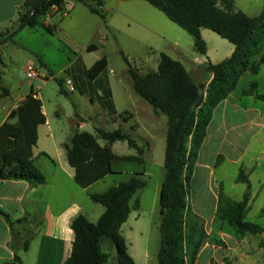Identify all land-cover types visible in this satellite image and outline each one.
<instances>
[{"label":"trees","instance_id":"1","mask_svg":"<svg viewBox=\"0 0 264 264\" xmlns=\"http://www.w3.org/2000/svg\"><path fill=\"white\" fill-rule=\"evenodd\" d=\"M66 1L25 0L18 10L15 27L0 42L12 38L24 26H43L54 32L57 23L45 20L59 11ZM78 1L104 17L103 12L91 6L88 0ZM147 1L184 28L192 36L198 52L205 53L207 48L201 27L215 31L234 45L233 51L221 60L202 62L203 68L211 73L206 85L195 82L180 60L163 51L159 52L156 69L140 73L128 67L135 91L151 104L154 111L166 116L165 174L158 196L160 243L157 264H195L206 242L225 245V241L206 230L204 217L191 206L192 171L215 105L237 86L245 71L257 73L264 63V1L261 11L254 15L237 8L233 0ZM53 4L57 5L54 11L50 8ZM105 65L106 58L100 57L88 67V72L92 75ZM241 92L251 93L264 102V92L257 90L256 80L248 87H242ZM35 94L30 88L0 124V178L24 179L31 184L45 181V174L35 165L32 152L37 141V127L46 119L41 99ZM105 94L109 97L110 89ZM109 99L106 103L113 112L115 109ZM123 113H120L122 117L128 119ZM99 138L104 142L100 143ZM115 140H126L139 153L114 152L111 144ZM63 147L68 163L74 168V180L82 187L111 172L114 158L144 159L141 155L143 145L120 126L114 129L96 126L93 132L76 128L69 140L63 142ZM140 174L141 171H136L102 191L89 193L90 198L101 203L104 209L95 221L83 213L72 219L70 225L74 237L63 264H106L109 259L112 264H136L128 252L121 224L131 208H138L140 204L137 191L146 184ZM237 180L246 182L242 197L231 198L219 186L213 221L218 222L220 229L224 224L231 226L236 238L245 233H261L264 226L245 218L250 182L242 168H239ZM260 214L264 215V207ZM213 262L211 258L210 264Z\"/></svg>","mask_w":264,"mask_h":264},{"label":"crops","instance_id":"2","mask_svg":"<svg viewBox=\"0 0 264 264\" xmlns=\"http://www.w3.org/2000/svg\"><path fill=\"white\" fill-rule=\"evenodd\" d=\"M24 1L0 0V41L9 35L15 27L18 10ZM146 1L112 0L111 10L110 12L107 11L104 17L98 12L91 10L82 1L67 0L65 2L64 5H68V11L65 13L69 17L67 21H65L66 18H63L60 24H57L56 29L59 32L65 33L66 28L72 26L73 30L74 28L78 29L79 34L83 37V42L80 45L81 49L78 52L73 49V52L76 53H74V58L69 67H72L74 89L77 87L84 92L92 102L96 98H99L106 106V99L110 98L109 100L116 108L115 82L117 80L105 71L106 66L109 64V56L105 50L107 43L112 41L113 44H118L124 51H130L131 54H129L131 56L140 55L142 52L161 49L159 47L162 46L159 45L163 41L155 44L157 40H153L147 34V32H152L154 34L160 33L161 39L170 43L172 48L177 52L184 49V46L179 42L178 36H173V32L170 31L171 29L175 31L172 25L164 19L161 13L148 5ZM233 1L237 8H240L249 15H254L261 11L264 0ZM88 2L91 6L98 8L95 1L88 0ZM102 2V8L106 9L104 7L105 0ZM122 15L128 20L140 24L145 31L142 34L138 33L137 36L134 33H130L129 38H125L122 29V18H124ZM47 19L45 21L49 22ZM51 23L56 22L51 21ZM210 30L207 27L200 28V33L206 41L207 48L205 53L197 52L202 54L206 58L205 60L217 62L228 56L233 51L234 45L231 42L225 43ZM176 35H179L178 32ZM208 39L213 42V45L209 46ZM95 40L96 42H94ZM2 42H0V45ZM88 45H90L89 48L87 47ZM1 53L0 46V56ZM100 57L106 58L105 67L90 75L88 67ZM195 57L201 63V57L198 55ZM263 65L264 63L260 65L257 73H252L248 70L244 72H250L253 74V77L246 84L240 85L238 82L237 86L228 96L221 99L215 105L211 119L207 124L206 134L199 148L192 171L190 189L195 181L194 178H197L196 182L201 191L203 188H212L213 214L219 186L231 198L240 199L242 197L246 188V182L237 180L239 168L243 169L250 182L249 205L250 201L261 190L264 191V168L263 170H258V167H255L257 164L255 158H257L258 150L260 152L264 148V102L256 99L251 93L243 94L241 92L242 87H248L252 80H256L257 86L259 85V80L255 75L260 73ZM185 68L197 83L206 85L211 78V73L205 71L203 67L200 69L197 65H191L190 67L185 66ZM81 74L84 76H81ZM239 85L240 87H238ZM108 89H110L109 97L105 94ZM2 95L3 93H0V111L4 112L0 114V124L7 118L10 109L15 107L26 94L18 97L6 107L2 104L6 100ZM35 95L40 98L37 90ZM42 111L46 119L37 127V141L32 148L33 158L36 156L37 150L38 153L40 151L48 153L46 148L39 150L38 143L42 133L52 135L55 130L43 103ZM110 115L114 116V114ZM151 115L157 116L154 119L156 121L153 123L158 126L157 120L162 115L156 111H153ZM83 119L84 117H81L75 121L77 128L93 132L96 126L91 121L87 122ZM135 122L137 125L140 124L138 121ZM163 125L164 121L160 119L159 127L153 128L150 132L157 131L158 128L162 129ZM99 141L100 143L104 142L100 138ZM113 144L114 142L111 144V147H113ZM59 153L60 159H57L56 162L54 161L57 167H50V170L48 168L46 171L45 168L38 167L45 174L44 182L31 184L24 179L0 178V264H63L69 255L74 237L70 223L78 213H83L88 217V210L84 208L82 202L79 200L78 195L81 194V191L77 187H72L71 189L65 188V191L61 193L60 185H62V182L64 183V180H68L69 182H72V179L74 180V168L67 161L65 149V157L62 156L61 151ZM223 162H227L234 167H224L222 165ZM47 171H49L48 174H46ZM255 171H257V174L255 175L256 183L254 184L252 176ZM108 174L86 187H81L82 191L88 196L90 192L102 191L103 189L92 190L90 187L100 182V180H104ZM226 182H229L228 187H226ZM200 193L198 191L196 199L194 197L192 199L190 196V203L192 208L205 219V214L203 213L205 209H200L199 205L206 202V196L203 198ZM103 209L98 212L97 218ZM224 234L225 232H222L221 236H224ZM262 246L264 244L259 245V247ZM205 247L218 248L221 246L206 242L198 255L202 253ZM235 247L238 248L236 244ZM29 251L32 252L31 256L29 255ZM239 252L240 257H245L248 254L247 251L244 252L241 249H239ZM212 255L207 256V264H210L211 258L214 259ZM224 257L226 255L222 256V259Z\"/></svg>","mask_w":264,"mask_h":264},{"label":"rangeland","instance_id":"3","mask_svg":"<svg viewBox=\"0 0 264 264\" xmlns=\"http://www.w3.org/2000/svg\"><path fill=\"white\" fill-rule=\"evenodd\" d=\"M93 1H95L98 9L103 12L104 15L107 14V11L110 12L112 0H105L104 7L106 9L102 8L103 2H97V0ZM146 3L161 13L164 19L172 25L175 31L173 29L170 31L173 32V36H178L179 42L184 46V49L177 52L172 48L170 43L161 39L160 33L154 34L152 32H147V34L152 37L153 40H157L155 44H159V41H163L159 45L162 46L159 47L161 49L145 53L142 52L140 55L131 56L130 51H124L118 44H113L112 41L107 43L105 45V50L109 56V64L106 66L105 71L108 75L114 76L117 80L115 82L117 103L113 112L107 108V105L105 106L102 103L101 99L96 98L92 102L90 98L77 87H75L73 91H70L66 86V77H70L72 80L74 79L72 67H69L74 58V53H76L73 52V49L78 52L83 42V37L79 34L78 29L74 28L73 30L72 26H68L65 33L59 32L58 29L51 33L43 26H24L20 28L12 38L3 41L0 45L2 50L0 56V93H3L2 97L6 98L5 103H2L6 107L18 97L26 94L31 88V82L33 84V89L37 90L50 118L51 124L55 127L52 135L42 133L38 143L39 150L46 148L48 153L46 154L42 151L38 153L37 150L36 156L34 157L35 165L45 168V171L48 168L50 170V167H57L54 163L57 159H60L59 151H61L62 156L65 157L63 142L69 140L70 135L77 128L75 121L79 120L81 117H84L83 120L87 122L91 121L95 126H100L105 129H114L120 126L123 130L135 137L139 144L143 145L144 148L141 152V155L144 157L143 161L128 160L121 157L114 158L111 162L112 171L109 172L104 180H100V182L91 186L90 189L104 190L108 186L128 178L130 174L141 171L140 175L146 179V184L137 191L140 204L138 208H131L127 219L121 224V232L126 239L128 252L133 257L136 264H157V250L160 243V233L157 226L159 221L158 196L159 188L165 174L163 157L166 116L164 113L160 112L162 115L160 117L162 118H158V126L153 123L156 121H154V119L157 118L156 115H151L154 111L153 107L145 98L135 91L128 67H132L140 73L150 69H156L159 52L163 50V52L171 57L180 60L186 67L197 65V67L202 69V62L206 58L197 52L192 36L184 28L169 19L160 9L150 2L146 1ZM67 11L68 5H64L59 11L48 17L47 20L49 22L55 21L57 24H60L63 18H66L65 21H67L69 17L65 13ZM122 17H124L122 18V29L125 38H129L128 36L130 33H134L137 36L138 33L142 34L143 31H145L140 24L128 20L123 15ZM210 31L215 33V35L225 43H230L228 39L220 36L215 31ZM177 32L179 35H176ZM208 41L209 46L213 45L210 39H208ZM94 42H96V40ZM98 45H100V43H98ZM196 55L201 57V63L197 61ZM27 63L39 64L43 68V72L46 76H39L32 81H28L24 71V67ZM81 76L84 75L81 74ZM255 76L259 80L257 90L259 92H264V65L260 73ZM251 77H253V74L250 72L242 74L239 84L248 83ZM240 85L238 87H240ZM123 111V114H126L128 119H124L122 114H120ZM3 112L0 111V114ZM110 114H114V116ZM149 115L152 121L149 119ZM160 119L164 121L162 129L158 128L157 131L150 132L153 128L159 127ZM135 121L140 122V124L137 125ZM112 149L120 154L139 153L136 148L129 146L126 140H115ZM255 159L257 162L255 167H258V170H263L264 148H262L260 152L258 150L257 158ZM222 165L224 167H234L227 162H223ZM48 172L49 171H47L46 174H48ZM256 174L257 171H255L252 176L254 184L256 183ZM194 179L195 181L190 189V196L192 199L193 197L196 199L198 197V191L201 192L200 195L203 196V198L206 196V202L199 205L200 209H205L203 213L205 214L206 230L219 236H221L222 232H225L224 236L221 237L226 243V246L220 245L221 247L218 248L205 247L202 253L198 255L195 264H207L208 257L211 254H213L212 257L214 258L212 264H264V246L259 247V245L264 244V231L257 234L245 233L243 235H238L236 238V235L232 232L231 226L228 224H224L225 226L220 229L218 222L213 221L212 188H203L201 191L196 182L197 178ZM71 181L72 182L64 180V183L62 182V185H60L61 193L65 191V188L71 189L72 187H77V189L81 191V194L78 195L79 200L82 202L84 208L88 210V218L95 220L97 214H99L98 212L104 208L103 205L93 201L85 194V192L82 191V186L77 184L75 180L72 179ZM228 186L229 182H226V187ZM263 205L264 191L261 190L258 195L250 201L245 218L256 221L264 226V215L259 213ZM201 206L204 207L201 208ZM235 244L238 248L235 247ZM239 249L244 252L247 251V256L240 257ZM113 253L112 251V254ZM29 255L31 256L32 252L29 251ZM224 255H226V257L222 259ZM106 264H112V259H109Z\"/></svg>","mask_w":264,"mask_h":264},{"label":"built area","instance_id":"4","mask_svg":"<svg viewBox=\"0 0 264 264\" xmlns=\"http://www.w3.org/2000/svg\"><path fill=\"white\" fill-rule=\"evenodd\" d=\"M51 10L54 11L57 8V5H51ZM25 75L28 81H32L34 78L39 76L45 77L46 74L43 72V68L39 64L27 63L24 67ZM65 83L67 88L72 91L74 89L73 81L70 77H66ZM31 88L33 89V84L31 82ZM34 90V89H33ZM36 92V90H34Z\"/></svg>","mask_w":264,"mask_h":264}]
</instances>
